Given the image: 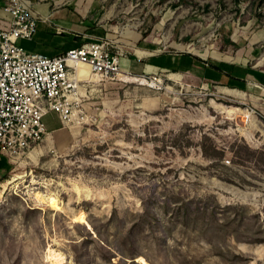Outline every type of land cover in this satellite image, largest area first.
I'll list each match as a JSON object with an SVG mask.
<instances>
[{
	"label": "rangeland",
	"instance_id": "374dc122",
	"mask_svg": "<svg viewBox=\"0 0 264 264\" xmlns=\"http://www.w3.org/2000/svg\"><path fill=\"white\" fill-rule=\"evenodd\" d=\"M64 2L121 64L190 54L264 73V0ZM121 70L72 77V120L13 159L0 264H50V247L65 264H264V86Z\"/></svg>",
	"mask_w": 264,
	"mask_h": 264
},
{
	"label": "built area",
	"instance_id": "2783aa9c",
	"mask_svg": "<svg viewBox=\"0 0 264 264\" xmlns=\"http://www.w3.org/2000/svg\"><path fill=\"white\" fill-rule=\"evenodd\" d=\"M5 11L10 20L0 23V148L13 161L44 141L48 114L57 113L63 123L72 120L71 79H84L80 64L106 78L122 68L120 57L103 40L52 58L28 52L18 43L33 39L41 19L29 0H7Z\"/></svg>",
	"mask_w": 264,
	"mask_h": 264
},
{
	"label": "crops",
	"instance_id": "0c3cea01",
	"mask_svg": "<svg viewBox=\"0 0 264 264\" xmlns=\"http://www.w3.org/2000/svg\"><path fill=\"white\" fill-rule=\"evenodd\" d=\"M29 1L32 10L38 14L41 20L39 21L38 30L33 39L20 40L18 43L19 46L23 47L28 52L40 53L52 58L91 42V37L75 29L74 26L77 25L69 23V21H74V18L69 8L65 7L66 2H64V0L57 2L54 6L52 3L44 2L43 0L37 2ZM6 4L7 0H0V23L10 20V15L5 11ZM133 61L136 60L134 59ZM122 66L123 70L132 69L135 72H172L169 75H172L176 81L180 79L178 74L180 72L198 74L199 78H202L207 83L224 86L222 87L223 90L226 88L241 90L237 87L239 86L237 79L241 80L243 77L242 80H245L247 76L254 77L248 73H243L241 75L239 69L235 68L233 65L229 66L221 63L210 64L209 62H205L203 58L195 57L190 54L188 56L178 54L164 57L153 56L147 61H141V63L131 61L124 62L121 64V67ZM261 84L264 86V83ZM44 122L47 132H55L60 128L61 121L57 113L48 114L44 118ZM12 162L13 161L10 160L0 148V179L2 180L0 185L4 181L3 178L11 172Z\"/></svg>",
	"mask_w": 264,
	"mask_h": 264
},
{
	"label": "bare ground",
	"instance_id": "6f19581e",
	"mask_svg": "<svg viewBox=\"0 0 264 264\" xmlns=\"http://www.w3.org/2000/svg\"><path fill=\"white\" fill-rule=\"evenodd\" d=\"M78 71L80 72V74L81 73H87L89 75L92 74L90 72V67L88 66V64H80L78 66ZM127 75L129 74L124 71H122L119 74L120 78H125ZM92 76H95V75H92ZM47 261H49L50 264H65V258L63 254L51 247L47 250Z\"/></svg>",
	"mask_w": 264,
	"mask_h": 264
},
{
	"label": "trees",
	"instance_id": "16d2710c",
	"mask_svg": "<svg viewBox=\"0 0 264 264\" xmlns=\"http://www.w3.org/2000/svg\"><path fill=\"white\" fill-rule=\"evenodd\" d=\"M237 1H239V0H237ZM263 0H261V2H262ZM173 71H177V70H173ZM248 74H251V75H253L260 83H264V74L263 73H261V72H259V71H256V70H253V69H251V68H249V70H248V72H247ZM241 79H243V77L241 78ZM244 81V80H243ZM239 89H241V90H245V82H243V83H241V84H239V86H237ZM3 179H5V178H3ZM2 180L0 179V182H1Z\"/></svg>",
	"mask_w": 264,
	"mask_h": 264
}]
</instances>
